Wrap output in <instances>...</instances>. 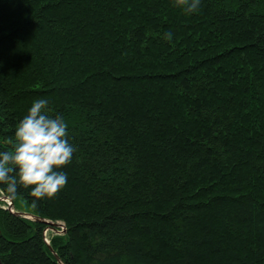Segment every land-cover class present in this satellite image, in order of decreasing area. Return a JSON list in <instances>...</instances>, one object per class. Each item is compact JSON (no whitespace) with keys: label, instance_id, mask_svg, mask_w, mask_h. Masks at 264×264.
<instances>
[{"label":"trees","instance_id":"trees-1","mask_svg":"<svg viewBox=\"0 0 264 264\" xmlns=\"http://www.w3.org/2000/svg\"><path fill=\"white\" fill-rule=\"evenodd\" d=\"M40 99L76 151L0 264H264V0H0V151Z\"/></svg>","mask_w":264,"mask_h":264},{"label":"clouds","instance_id":"clouds-1","mask_svg":"<svg viewBox=\"0 0 264 264\" xmlns=\"http://www.w3.org/2000/svg\"><path fill=\"white\" fill-rule=\"evenodd\" d=\"M201 0H175V6L186 14L197 12ZM172 39V33L165 34ZM48 101L33 102L18 122L9 150L0 151V184L11 194L18 187H31L33 207L37 201L55 198L67 185L69 165L76 149L69 143L68 125L61 115L47 113Z\"/></svg>","mask_w":264,"mask_h":264},{"label":"rangeland","instance_id":"rangeland-1","mask_svg":"<svg viewBox=\"0 0 264 264\" xmlns=\"http://www.w3.org/2000/svg\"><path fill=\"white\" fill-rule=\"evenodd\" d=\"M8 201L11 202L12 204L10 205L8 203ZM0 205H2L3 207H10L12 211H14V208H15V207H13L12 200L3 194H0ZM25 215L30 217V215H28V214H25ZM64 225L65 224L63 222H56V224H50L49 227L45 231V234L47 236V240L49 241L50 236L53 233H62L65 229Z\"/></svg>","mask_w":264,"mask_h":264},{"label":"water","instance_id":"water-1","mask_svg":"<svg viewBox=\"0 0 264 264\" xmlns=\"http://www.w3.org/2000/svg\"><path fill=\"white\" fill-rule=\"evenodd\" d=\"M18 214H22V213H19V212H18ZM22 215L27 216V215H25V214H22ZM28 215H30L29 218H33V219L40 220V219H38L37 217H35V216L31 215V214H28ZM27 217H28V216H27ZM43 221L49 222L48 220H45V219H44ZM55 224H56V223H55Z\"/></svg>","mask_w":264,"mask_h":264},{"label":"built area","instance_id":"built-area-1","mask_svg":"<svg viewBox=\"0 0 264 264\" xmlns=\"http://www.w3.org/2000/svg\"><path fill=\"white\" fill-rule=\"evenodd\" d=\"M8 203H9L10 205L12 204V203H11V202H9V201H8ZM8 208H10V207H8ZM10 209H11V208H10Z\"/></svg>","mask_w":264,"mask_h":264}]
</instances>
